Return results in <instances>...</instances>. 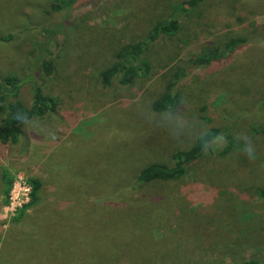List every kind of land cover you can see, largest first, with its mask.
I'll return each mask as SVG.
<instances>
[{"label": "rangeland", "instance_id": "obj_1", "mask_svg": "<svg viewBox=\"0 0 264 264\" xmlns=\"http://www.w3.org/2000/svg\"><path fill=\"white\" fill-rule=\"evenodd\" d=\"M52 1L0 0V77H29L18 93L28 102L39 73L41 91L56 100L22 123L18 144L0 145V170L13 176L8 197H19L28 177L43 178L47 189L20 214L9 198L3 203L0 181V264H122L108 258L115 250L127 264L264 257V199L255 192L264 186V0L188 7L173 34L148 43L146 66L130 83L117 76L108 85L100 72L118 51L144 40L184 0H76L56 12ZM44 26L59 27L47 43L48 75L37 62ZM236 38L244 43L231 53L197 61ZM173 81L175 108L155 112L153 100ZM232 124L234 145L224 155L218 137L183 178L135 180L146 164L171 166L172 153L208 127Z\"/></svg>", "mask_w": 264, "mask_h": 264}, {"label": "trees", "instance_id": "obj_2", "mask_svg": "<svg viewBox=\"0 0 264 264\" xmlns=\"http://www.w3.org/2000/svg\"><path fill=\"white\" fill-rule=\"evenodd\" d=\"M76 0H53L49 3V8L56 12L62 10L64 7H70ZM92 1V0H91ZM100 1V0H99ZM202 0H184L183 2L176 5L173 9V14L170 16L169 20H162L154 23L144 40L136 41L128 44V46H123L120 51L116 54L115 60L112 64L104 68L100 72V81L102 85H108L113 77L118 76V82L121 84H128L132 79L138 75L141 70V66H146L145 63L141 62L140 54L145 51L149 42H152L160 35H171L178 28L177 15L183 13L188 7H192ZM89 2V0H88ZM87 2V4H89ZM92 2H97L92 1ZM42 35L46 39L41 44L40 57L37 62L40 63V68L45 75L50 74L51 64L45 55L50 54L48 50L47 43L53 41L57 34H59V27L52 28L44 26L41 29ZM12 34L9 33L5 37L9 38ZM264 39V34L261 35ZM6 40V39H2ZM243 39H231L227 41L222 50L208 51L197 58L200 65H207L211 60H216L225 56L226 53H231L236 46L243 44ZM37 56H39L37 54ZM143 64V65H142ZM30 70L29 68H27ZM31 71V70H30ZM36 72V73H35ZM176 75V80L180 76H183L184 72L178 71ZM37 75V70L32 71ZM29 77L25 80L21 79L18 75L8 74L0 77V144L1 145H16L19 141L23 129L22 123L33 117H39L45 114L47 111H51L55 108L56 100L49 94L43 93L41 91L39 73L36 78V82L29 84L30 88V98L28 102H24L19 99L18 93L20 89L29 83ZM39 83V84H38ZM174 83L170 82L166 85L164 92L153 100L151 107L155 112H161L165 110H172L177 104V94L171 90V85ZM170 84V85H169ZM264 102V99L262 100ZM254 132H260L261 129L250 128ZM234 125H222V126H210L204 130L201 134L195 137L192 145L184 150H176L172 153L173 164L168 166L163 163L152 162L142 166L136 173L135 180L140 183H147L150 181H174L179 180L186 176V172L189 167L201 159L210 143L218 137H222L224 140L223 147L221 148L220 155H224L230 151L234 145L235 136ZM13 176L7 168L3 167L0 170V180L3 186V203L7 202L8 191L12 183ZM43 178L38 179L36 177H28L27 183L30 186L29 199L28 202L23 204L19 209L20 214L27 208H34L39 203V196L42 195L47 189L43 185ZM256 195L259 198L264 199V186H259L255 189ZM127 211L124 212L126 214ZM19 217V216H18ZM58 219V217L56 218ZM55 219V220H56ZM116 228H119L118 224H114ZM47 232H50L48 222L45 224ZM56 230H53L54 233ZM59 236L53 239H58ZM119 250H115L113 253L108 255L110 259H117L125 261L122 264H127L126 258ZM117 260H111L109 264H115ZM156 263L155 261L151 264ZM237 264H264V257L251 256L240 260Z\"/></svg>", "mask_w": 264, "mask_h": 264}, {"label": "built area", "instance_id": "obj_3", "mask_svg": "<svg viewBox=\"0 0 264 264\" xmlns=\"http://www.w3.org/2000/svg\"><path fill=\"white\" fill-rule=\"evenodd\" d=\"M17 186H18V184H17ZM12 188H14V183L12 184L11 190H13ZM29 192H30V186L28 185V183H26V185L23 184L21 195H19V197H17V196L13 197V196L9 195V197H7V198H9V201L7 202L6 206H8L12 210L20 209L23 204L28 202Z\"/></svg>", "mask_w": 264, "mask_h": 264}, {"label": "crops", "instance_id": "obj_4", "mask_svg": "<svg viewBox=\"0 0 264 264\" xmlns=\"http://www.w3.org/2000/svg\"><path fill=\"white\" fill-rule=\"evenodd\" d=\"M22 135H23V132H22ZM22 135H21V137H22ZM21 137H20L19 141H18L16 144H18V143L20 142ZM0 145H1V144H0ZM6 145H8V144H6ZM7 170H8V169H7ZM0 181H1V180H0Z\"/></svg>", "mask_w": 264, "mask_h": 264}]
</instances>
